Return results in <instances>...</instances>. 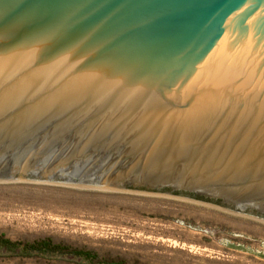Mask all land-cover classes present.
Instances as JSON below:
<instances>
[{
    "label": "water",
    "instance_id": "water-1",
    "mask_svg": "<svg viewBox=\"0 0 264 264\" xmlns=\"http://www.w3.org/2000/svg\"><path fill=\"white\" fill-rule=\"evenodd\" d=\"M21 179L264 218V0H0V181Z\"/></svg>",
    "mask_w": 264,
    "mask_h": 264
},
{
    "label": "rangeland",
    "instance_id": "rangeland-1",
    "mask_svg": "<svg viewBox=\"0 0 264 264\" xmlns=\"http://www.w3.org/2000/svg\"><path fill=\"white\" fill-rule=\"evenodd\" d=\"M0 235L50 237L97 254L24 256L0 247V264H264V218L166 193L0 181Z\"/></svg>",
    "mask_w": 264,
    "mask_h": 264
},
{
    "label": "trees",
    "instance_id": "trees-1",
    "mask_svg": "<svg viewBox=\"0 0 264 264\" xmlns=\"http://www.w3.org/2000/svg\"><path fill=\"white\" fill-rule=\"evenodd\" d=\"M0 247H6L14 253L24 256L71 254L91 260L97 257V254L92 250L72 248L69 245L56 242L50 237L33 241H13L0 235Z\"/></svg>",
    "mask_w": 264,
    "mask_h": 264
}]
</instances>
